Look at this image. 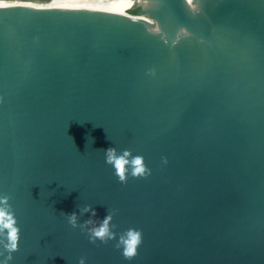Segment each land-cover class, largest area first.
<instances>
[{
  "label": "water",
  "instance_id": "water-1",
  "mask_svg": "<svg viewBox=\"0 0 264 264\" xmlns=\"http://www.w3.org/2000/svg\"><path fill=\"white\" fill-rule=\"evenodd\" d=\"M193 3L0 0L9 264H264V0ZM110 147L151 174L119 182ZM89 204L81 224L117 210V240L70 225ZM129 228L132 260L115 247Z\"/></svg>",
  "mask_w": 264,
  "mask_h": 264
},
{
  "label": "clouds",
  "instance_id": "clouds-1",
  "mask_svg": "<svg viewBox=\"0 0 264 264\" xmlns=\"http://www.w3.org/2000/svg\"><path fill=\"white\" fill-rule=\"evenodd\" d=\"M187 3L195 10L193 0H187ZM103 151L106 163L115 169V175L121 183L126 184L129 175L134 178H146L151 174V170L147 167L141 155H133L127 149L121 153L115 147H110ZM164 163H167L166 158ZM10 199L11 197L8 195L0 196V245H3V251H0V256H4L7 253L6 258L0 261V264H9L14 259L12 254L19 250L21 230L18 227L12 205L9 203ZM87 213H91L93 218L97 215L91 204L79 208V213L73 212L65 215L73 228L79 227L87 231L92 243H96L99 240L107 244L109 241L117 240V233L113 231L116 225L112 223L117 210H108V214L102 220L90 218L81 224L80 216ZM142 242V232L129 228L119 235L115 247L122 249L125 259L132 260L138 255V249ZM79 264H86V258H80Z\"/></svg>",
  "mask_w": 264,
  "mask_h": 264
},
{
  "label": "bare ground",
  "instance_id": "bare-ground-1",
  "mask_svg": "<svg viewBox=\"0 0 264 264\" xmlns=\"http://www.w3.org/2000/svg\"><path fill=\"white\" fill-rule=\"evenodd\" d=\"M56 6L82 8V9H94V10H102V11L117 12V13H126L129 9L133 8L134 5L130 8L118 9V10L103 7V6H98V5H94V4H82V5H61V4H57Z\"/></svg>",
  "mask_w": 264,
  "mask_h": 264
}]
</instances>
